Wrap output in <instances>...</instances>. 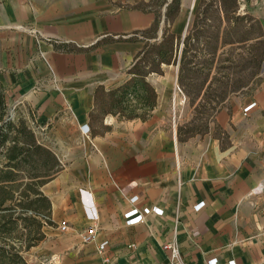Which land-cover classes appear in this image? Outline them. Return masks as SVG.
Returning <instances> with one entry per match:
<instances>
[{"label": "crops", "instance_id": "0c3cea01", "mask_svg": "<svg viewBox=\"0 0 264 264\" xmlns=\"http://www.w3.org/2000/svg\"><path fill=\"white\" fill-rule=\"evenodd\" d=\"M149 2L0 0V85L11 109L9 101L34 114L36 136L61 166L40 188L50 202L43 249L50 264H99L106 242L115 264H168L161 246L174 238L184 264H264V87L184 142L164 76L145 121L89 119L95 87L127 79L144 44L128 39L155 19ZM132 207L162 215L127 224ZM90 225L96 241L84 244L79 232Z\"/></svg>", "mask_w": 264, "mask_h": 264}, {"label": "trees", "instance_id": "16d2710c", "mask_svg": "<svg viewBox=\"0 0 264 264\" xmlns=\"http://www.w3.org/2000/svg\"><path fill=\"white\" fill-rule=\"evenodd\" d=\"M149 6L155 13L153 23L128 39L144 44L126 71L127 79L113 88L99 85L93 91V106L89 111V119L93 123H100L107 115L119 121H145L157 103V92L147 77L150 74L162 75V65L178 66L177 82L180 87H184L188 73L203 77L198 91L202 92L205 87L215 46L207 50L208 42H201V32L195 31L184 38L169 32L178 15L180 0H150ZM160 22L163 24L159 37ZM261 43L264 47V40ZM199 56L205 57V62L199 61ZM250 57L258 74L264 64V48L259 53L251 49ZM205 93L206 90L202 95ZM21 111V107L12 110L8 106L5 89L0 85V218H11L17 214L14 218L34 224L40 233L43 222L50 224V202L40 188L53 178L61 166L52 151L36 136L34 114L29 109L26 113ZM183 133L184 136L182 129L177 127L179 142L195 134ZM42 239L43 234L40 233L36 242H29L24 250ZM19 251L11 246L9 252H0V264H26Z\"/></svg>", "mask_w": 264, "mask_h": 264}, {"label": "rangeland", "instance_id": "374dc122", "mask_svg": "<svg viewBox=\"0 0 264 264\" xmlns=\"http://www.w3.org/2000/svg\"><path fill=\"white\" fill-rule=\"evenodd\" d=\"M162 24L160 22L159 37ZM195 31L202 33V43L208 42L207 50L215 46V55L202 92L198 91V87L203 77L198 74L188 73L184 87L179 86L177 65L162 67V70H166L162 75L149 76L150 84L157 87L163 80L159 76H164L163 82L170 87L167 107L171 124L176 130L177 127L182 129V136L183 131L194 132L192 137L208 133L215 116L223 109H230L235 100L249 98L255 90L264 87V64L256 74L250 57L251 49L259 53L264 48L261 43L264 40V0H180L178 15L169 32L184 38ZM204 58L199 56V61L205 62ZM205 90L206 93L202 95ZM9 104L13 109L18 107L13 101H9ZM21 109L26 113V109ZM222 133L220 128L215 127L214 134L224 139L225 133ZM14 217L0 218V252H9L13 246L20 250L19 254L26 264H50L52 256L43 249V232L48 224L43 222L39 231L43 239L25 251V245L36 242L40 233L34 224L29 225Z\"/></svg>", "mask_w": 264, "mask_h": 264}, {"label": "built area", "instance_id": "2783aa9c", "mask_svg": "<svg viewBox=\"0 0 264 264\" xmlns=\"http://www.w3.org/2000/svg\"><path fill=\"white\" fill-rule=\"evenodd\" d=\"M255 103H251L247 105L244 108V112H247L250 110ZM82 132L85 134L89 133V128L87 126L82 127ZM178 187H180V183H178ZM264 190V184L261 185L258 188L257 192H261ZM136 200V197H132L130 201L133 203ZM202 204H197L194 209L198 210L201 207ZM148 213H153L156 215H162V210L153 207V208H144L141 211H139L137 208L132 207L131 210H129L125 215L124 218L126 219L127 224H133L136 222H140L143 220V216L148 214ZM59 229L61 231H66L68 229V225L65 221H62L59 224ZM96 235H97V230L94 225L87 226L83 230L79 232V239L82 243L87 244V243H94L96 241ZM107 243L103 242L97 245L96 251L99 255H101L100 258V263L99 264H115L114 260L110 258V256L105 255V247ZM128 249H133L134 245H129L127 246ZM162 250L168 253V264H184L180 255V249L179 245L177 243L176 239H171L161 246ZM229 264H234L233 261L228 262ZM207 264H217L216 258H211L207 261Z\"/></svg>", "mask_w": 264, "mask_h": 264}, {"label": "bare ground", "instance_id": "6f19581e", "mask_svg": "<svg viewBox=\"0 0 264 264\" xmlns=\"http://www.w3.org/2000/svg\"><path fill=\"white\" fill-rule=\"evenodd\" d=\"M192 5H193V1L191 2L190 8L192 7Z\"/></svg>", "mask_w": 264, "mask_h": 264}]
</instances>
